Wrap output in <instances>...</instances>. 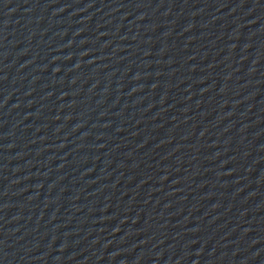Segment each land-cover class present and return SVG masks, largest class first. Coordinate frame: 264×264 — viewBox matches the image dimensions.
Here are the masks:
<instances>
[{
	"label": "water",
	"instance_id": "95a60500",
	"mask_svg": "<svg viewBox=\"0 0 264 264\" xmlns=\"http://www.w3.org/2000/svg\"><path fill=\"white\" fill-rule=\"evenodd\" d=\"M0 264H264V0H0Z\"/></svg>",
	"mask_w": 264,
	"mask_h": 264
}]
</instances>
